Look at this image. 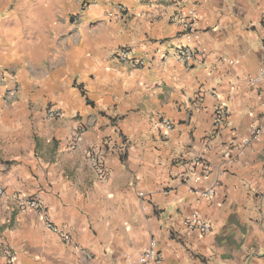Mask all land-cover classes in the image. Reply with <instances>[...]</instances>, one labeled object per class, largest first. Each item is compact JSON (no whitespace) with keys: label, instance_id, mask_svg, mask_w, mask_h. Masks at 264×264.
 <instances>
[{"label":"crops","instance_id":"1","mask_svg":"<svg viewBox=\"0 0 264 264\" xmlns=\"http://www.w3.org/2000/svg\"><path fill=\"white\" fill-rule=\"evenodd\" d=\"M0 0V68L16 72L6 103L0 87V264H123L152 240L160 264H264V114L249 82L260 63L264 0H187L196 22L184 34L170 22L174 0ZM143 61L121 62V47ZM199 51L191 65L175 48ZM63 111L48 120L44 110ZM227 110L213 129L215 108ZM173 122L163 130L159 119ZM79 124L75 149L68 143ZM260 126L244 154L225 156ZM99 148V180L86 161ZM209 168L189 191L191 160ZM138 191L145 196L138 197ZM32 196L65 242L12 195ZM211 224L200 235L182 219Z\"/></svg>","mask_w":264,"mask_h":264},{"label":"built area","instance_id":"2","mask_svg":"<svg viewBox=\"0 0 264 264\" xmlns=\"http://www.w3.org/2000/svg\"><path fill=\"white\" fill-rule=\"evenodd\" d=\"M177 4V9L170 16V22L177 25L184 34L192 32L196 22V11L193 7H189L186 10H183L184 4L187 0H174ZM86 1L82 2L84 5ZM199 54V51L190 48L188 46H181L175 48L173 51V56L179 62H182L186 65H191L196 61L195 56ZM115 57L121 62H128L133 66L143 65V61L137 58H134L130 54L129 47H121L117 50ZM249 82L256 86L260 91V100L261 106L264 114V38L261 45V56L258 70L249 78ZM0 87L2 88V97L6 103H12L16 98L17 92L19 90V80L17 74L14 70L9 68H0ZM63 115V111L55 106L54 104L48 105L44 110V116L48 120L57 119ZM227 110L221 105H218L214 110V120H213V129H217L223 121L226 119ZM160 127L169 131L173 127V122L166 118L161 117L159 119ZM85 131V126L79 124L73 135L71 136L68 148L75 149L78 141L80 140L82 134ZM261 132L260 126H253L250 129V134L247 138H244L238 143H230L225 148L224 155L231 156L235 151L238 154H244L245 150L249 146L250 142L257 138ZM86 161L88 162L90 168L93 170L94 174L99 180H105L108 176V170L104 164L103 153L99 148H91L87 152ZM189 163L191 165H198L201 167V171L196 173L192 168L188 167L187 171L181 175V180L186 184L189 191L197 194L200 197L210 198L214 194L213 186H210L204 190L198 188V183L201 178L208 174V166L201 160L195 159L191 160ZM5 193V188L0 184V196ZM145 193L143 191H138V197L143 198ZM13 202L15 206L20 210H32L38 215H40L44 220L46 227L52 232L56 233L61 239L65 242H69L70 238L67 232L63 231L61 228L55 226L51 222L46 220V209L43 206V203L32 196H23V195H12ZM182 226L191 232H195L200 235L207 234L211 231V224L205 220L197 211H193L191 214L185 215L182 219ZM6 263L13 264L14 254L13 252L6 250ZM161 252L157 249V244L154 240L150 242L146 250H144L141 255L134 260H127L123 264H160L161 262Z\"/></svg>","mask_w":264,"mask_h":264}]
</instances>
